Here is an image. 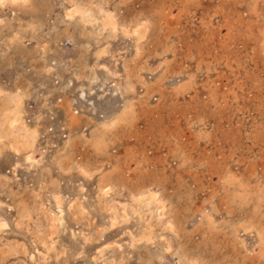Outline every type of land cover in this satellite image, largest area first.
Returning <instances> with one entry per match:
<instances>
[{"label":"rangeland","instance_id":"obj_1","mask_svg":"<svg viewBox=\"0 0 264 264\" xmlns=\"http://www.w3.org/2000/svg\"><path fill=\"white\" fill-rule=\"evenodd\" d=\"M0 264H264V0L0 2Z\"/></svg>","mask_w":264,"mask_h":264},{"label":"bare ground","instance_id":"obj_2","mask_svg":"<svg viewBox=\"0 0 264 264\" xmlns=\"http://www.w3.org/2000/svg\"><path fill=\"white\" fill-rule=\"evenodd\" d=\"M28 1L29 0H0V2L2 3V4H4V3H7V2H12V3H15V4H18V3H20V4H27L28 3ZM83 10H80V7H75L73 10H71L69 13H68V15L69 16H73L75 13H81ZM81 17H83V16H81ZM82 20L83 21H88V20H86V19H84V18H82ZM95 31V30H94ZM100 31V30H99ZM114 31V30H113ZM115 35V34H114ZM112 40V39H111ZM139 44V43H138ZM140 48V47H139ZM104 49V48H103ZM138 50V49H137ZM101 52V51H100ZM109 52V51H108ZM101 57V56H100ZM100 62H102V61H100ZM107 64V63H106ZM83 66V65H82ZM81 66V67H82ZM91 68V67H90ZM98 69V68H97ZM106 70V69H105ZM90 71V70H89ZM88 72V71H87ZM90 73V72H89ZM91 76H93V75H91ZM86 77V76H85ZM112 77H113V75H112ZM93 78V77H92ZM95 78V77H94ZM107 78V77H106ZM87 79V78H86ZM96 79V78H95ZM108 79V78H107ZM94 80V79H93ZM87 85V84H86ZM181 86V85H180ZM188 86V85H187ZM182 88V87H181ZM3 90V89H2ZM83 95V92L81 93V96ZM19 98V97H18ZM83 99V98H82ZM2 103V102H1ZM5 104V103H4ZM3 103H2V105H4ZM6 105V104H5ZM10 105V104H9ZM12 105L14 106V104L12 103ZM9 113V112H8ZM64 116V115H63ZM65 119V118H64ZM15 122H16V118H11L10 119V121H9V124H15ZM19 124V123H18ZM110 124V123H109ZM108 125V124H107ZM26 129H24V131H25ZM19 132V131H18ZM33 137H34V135H32ZM34 140H35V137H34ZM33 142V141H32ZM33 144V143H32ZM63 146V145H62ZM29 147H30V145H29ZM68 147V146H67ZM31 149H32V147H31ZM63 150V149H62ZM59 151V150H58ZM30 158H32L31 157V155H28L27 156V159H30ZM57 160V159H56ZM233 180V179H232ZM233 185V184H232ZM6 186V185H5ZM237 191V190H236ZM176 193V192H175ZM151 196L150 197H152V198H154V197H156L157 195H156V193H151L150 194ZM177 195V194H176ZM159 196V195H158ZM177 197V196H176ZM260 197V196H259ZM244 200V199H243ZM161 201V200H160ZM159 201V202H160ZM233 201V200H232ZM255 205V204H254ZM58 208V210H57V212H58V214H61L62 213V208H61V206H60V204L58 203V206H57ZM175 207V206H174ZM133 209V208H132ZM56 212V213H57ZM194 212V211H193ZM57 214V215H58ZM207 214V213H206ZM3 219V218H2ZM56 220H57V218H56ZM2 221H4V220H2ZM112 223H113V221H112ZM206 224V223H205ZM1 225H3V223H1ZM200 225V224H199ZM257 229V228H256ZM263 229V228H262ZM232 232V231H231ZM229 233V232H228ZM261 233V232H260ZM258 236V235H257ZM243 243V242H242ZM166 246H168V244H166ZM34 258V257H33Z\"/></svg>","mask_w":264,"mask_h":264}]
</instances>
